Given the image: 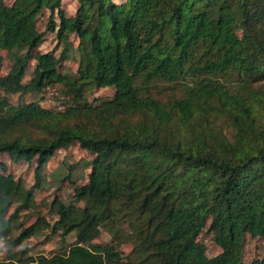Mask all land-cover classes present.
<instances>
[{
    "label": "trees",
    "instance_id": "16d2710c",
    "mask_svg": "<svg viewBox=\"0 0 264 264\" xmlns=\"http://www.w3.org/2000/svg\"><path fill=\"white\" fill-rule=\"evenodd\" d=\"M44 9L46 30L64 44L60 58L35 51ZM72 34L79 65L69 75L58 66ZM0 49L12 61L2 74L0 55V154L37 164L30 188L0 174L4 232L30 207L57 150L78 142L94 156L87 183L74 188L83 206L52 202V231L74 232L76 241L51 256L20 259L15 251L0 264H264V252L249 262L243 256L247 235L264 239V0H78L73 16L61 0H0ZM30 59L33 75L23 82ZM187 76L196 78L192 87L169 104L143 92L154 79ZM58 83L73 102L61 111L8 98ZM91 87L114 94L91 103L84 97ZM220 119L230 139L214 128ZM118 223L132 243L124 257L113 243H93L101 227ZM46 224L39 218L21 228L9 246ZM203 230L218 254L207 256Z\"/></svg>",
    "mask_w": 264,
    "mask_h": 264
},
{
    "label": "rangeland",
    "instance_id": "374dc122",
    "mask_svg": "<svg viewBox=\"0 0 264 264\" xmlns=\"http://www.w3.org/2000/svg\"><path fill=\"white\" fill-rule=\"evenodd\" d=\"M7 5H11L14 0H3ZM126 0H113L116 4H122ZM61 7L66 16H73L78 8V0H61ZM50 12L44 9L36 19L37 29L44 32V40L35 51L41 53L52 52L57 58L61 57L64 44L58 41L55 32L46 30L47 20ZM58 21L57 16H55ZM69 52L65 59H61L59 70L62 73L74 75L79 65V52L77 49L78 38L72 34L69 36ZM3 58L2 74H6L11 66V59L5 50L0 49ZM36 61L30 59L23 82H28L32 75ZM218 75L219 80L225 82L226 78ZM195 77L187 76L185 79L164 80L154 79L149 83L144 93H148L164 104L171 103L174 99L184 97L187 87H192ZM234 79V75L229 80ZM234 81H226L232 84ZM264 84V78L259 82ZM0 94L3 92L0 90ZM114 94L113 87H91L85 91L84 97L88 102L97 103L98 100L111 98ZM11 102L19 101L37 102L40 106L54 111L64 110L68 105H72V100L64 94V87L61 83L47 86L40 93L12 94L8 95ZM137 117L133 119V122ZM214 128L220 131L229 139L232 137V130L224 120L214 122ZM184 133V129H182ZM93 154L82 148L78 142H74L66 148L57 150L48 160L42 170L44 180L40 188H36L33 193V200L30 207L19 211L17 218L10 220L9 232H4L0 226V237L3 243L0 245V260H8L9 255L17 251V257L25 259L27 257H37L39 255L51 256L53 254L65 252L69 245L76 241L75 233L65 236L60 230L52 231L51 226L57 220L55 208L52 206L54 199L58 202L72 203L81 208L83 202L78 201L74 196L75 186L87 183L91 170ZM36 158L31 162H15L7 154H0V174H10L15 179H20L25 188H30L35 182L34 170L36 168ZM17 203H13L5 213V219L12 214ZM42 218L47 224L42 226L31 237L25 239L19 246L10 247L8 241L15 237L21 228L28 227ZM117 231L119 238L114 236ZM128 227L125 223H118L113 226V230L108 227H101L100 234L93 240L95 244L113 243L117 247L120 257H124L131 250L132 243L127 241L126 233ZM198 240L206 246V254L211 257L218 254L221 248L214 242L213 235L203 230ZM264 252V239L253 238L247 235L244 242V260L249 262L260 257Z\"/></svg>",
    "mask_w": 264,
    "mask_h": 264
},
{
    "label": "built area",
    "instance_id": "2783aa9c",
    "mask_svg": "<svg viewBox=\"0 0 264 264\" xmlns=\"http://www.w3.org/2000/svg\"><path fill=\"white\" fill-rule=\"evenodd\" d=\"M3 243V239L0 237V245ZM1 255V252H0Z\"/></svg>",
    "mask_w": 264,
    "mask_h": 264
}]
</instances>
